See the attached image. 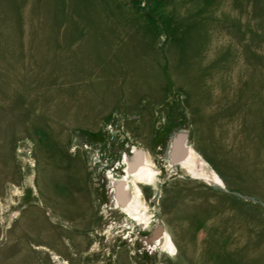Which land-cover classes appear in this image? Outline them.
<instances>
[{
  "label": "rangeland",
  "instance_id": "1",
  "mask_svg": "<svg viewBox=\"0 0 264 264\" xmlns=\"http://www.w3.org/2000/svg\"><path fill=\"white\" fill-rule=\"evenodd\" d=\"M135 145L175 256L116 207ZM0 264H264V0H0Z\"/></svg>",
  "mask_w": 264,
  "mask_h": 264
},
{
  "label": "bare ground",
  "instance_id": "2",
  "mask_svg": "<svg viewBox=\"0 0 264 264\" xmlns=\"http://www.w3.org/2000/svg\"><path fill=\"white\" fill-rule=\"evenodd\" d=\"M186 136H176L174 138L173 156L169 160L172 167H180L192 174L195 179H205L220 186H224V181L216 171L210 174L199 173L197 171L198 154L193 146L186 142ZM65 156V154H64ZM126 175L119 176L112 180L113 192H115L116 207L123 210L136 224L145 226V230H151L152 234L142 239L144 244L151 248L159 249L172 256L177 254V246L165 222L159 220L150 211V205L146 202L147 196L144 186L157 189L162 182L160 166L157 165L154 157L146 148L134 146L131 157L125 158ZM205 166L206 164L203 163ZM71 179H68L70 182ZM71 183V182H70ZM105 242H108L107 240ZM51 251L48 247L42 246ZM54 259L62 261L59 254L53 252ZM63 262V261H62ZM63 263H66L64 261Z\"/></svg>",
  "mask_w": 264,
  "mask_h": 264
}]
</instances>
